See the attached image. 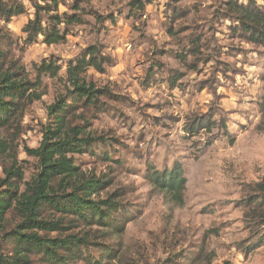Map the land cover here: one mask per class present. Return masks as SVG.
<instances>
[{
    "label": "rangeland",
    "instance_id": "374dc122",
    "mask_svg": "<svg viewBox=\"0 0 264 264\" xmlns=\"http://www.w3.org/2000/svg\"><path fill=\"white\" fill-rule=\"evenodd\" d=\"M58 1L61 14L81 7L82 20L61 44L26 41L23 29L44 0H18L25 13L0 18L12 39L9 60L29 79L39 78L44 61L61 68L58 77L40 76L42 98L27 107L21 127L0 133L17 151L25 181L38 163L24 147L40 145L69 63L94 46L109 63L86 78L112 95L102 112L86 114V133L105 141L75 162L112 180L101 197L120 191L133 204L124 235L111 240L122 255L113 264H264V227L247 221L257 207L251 192L264 182V45L232 31L224 0ZM199 120L209 121L206 130L188 133ZM175 166L186 181L179 204L148 178L151 168Z\"/></svg>",
    "mask_w": 264,
    "mask_h": 264
},
{
    "label": "trees",
    "instance_id": "16d2710c",
    "mask_svg": "<svg viewBox=\"0 0 264 264\" xmlns=\"http://www.w3.org/2000/svg\"><path fill=\"white\" fill-rule=\"evenodd\" d=\"M43 3L34 4L35 16L23 29L26 41L32 44L42 37L47 45L64 43L69 28L82 22L81 7L72 6L68 15L59 13L58 0ZM136 9H144V5ZM224 9L234 23V33L264 45V5L224 0ZM24 13L18 0H0V18L5 23ZM11 41L0 22V133L21 127L27 107L42 98L40 76L55 78L61 70L55 62L44 61L36 68L39 78L29 79L21 66L9 60ZM189 45L188 53L193 55L196 44L190 41ZM107 62L93 46L69 63L65 92L48 107L50 122L40 145L24 147L27 156L38 163L31 180L25 181L15 148L0 140V264H113L122 258L121 244L111 240L124 235L133 217V204L120 191L101 197L112 180L85 174L75 162V156L94 153L105 141L86 133V114L102 112L103 100L112 94L88 81L86 73L89 69L102 71ZM208 123L199 120L188 133L206 130ZM148 178L174 203H182L186 181L180 167L151 168ZM251 194L250 204L257 207L247 221L253 228L264 227V182L255 184ZM260 241H264V232Z\"/></svg>",
    "mask_w": 264,
    "mask_h": 264
}]
</instances>
